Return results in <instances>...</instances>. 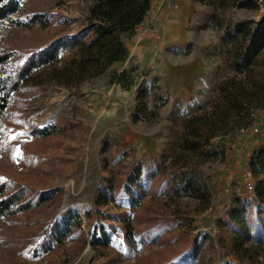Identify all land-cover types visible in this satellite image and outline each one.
<instances>
[{
    "label": "rangeland",
    "instance_id": "374dc122",
    "mask_svg": "<svg viewBox=\"0 0 264 264\" xmlns=\"http://www.w3.org/2000/svg\"><path fill=\"white\" fill-rule=\"evenodd\" d=\"M167 1L177 9L175 0H151L148 17L131 37L124 38L127 58L93 81L77 89L48 81L35 89L23 84L10 96L0 118V178L33 188L60 189L34 208L0 218V264H166L191 245L199 232L215 241L221 232L228 237L230 231L224 233L227 227L222 223L227 224L236 198L255 200L236 192L249 194L245 185L248 167L254 182L264 173V139L262 144L246 148L241 138L244 134L251 140L264 138V107L251 120L259 127L257 133L231 128L227 135L211 140L215 145L223 140L219 145L223 157L198 168L209 187L207 206L201 207L186 196L169 197L171 169L162 171L169 162L179 119L209 108L219 79L233 73L221 42L222 32L235 22L254 21L255 7L228 4L221 8L199 0H181L188 41L168 44L159 26L163 28L162 10ZM22 6L9 15L10 19H0V47L13 50L4 63L6 68L21 54L74 32L88 0H22ZM177 13L170 14L176 17ZM16 18L19 21H13ZM145 42L154 46L153 64L161 65L162 71L135 57L136 47ZM201 57L203 73L192 66L183 68L185 61ZM129 65L135 66L136 81L130 89L110 81L112 69ZM263 66L264 52L257 57L255 68L264 70ZM40 70L35 68L32 74ZM145 79L160 84L169 100L160 108L157 120L133 122L136 88ZM257 150L260 153L252 160ZM135 167L141 175L140 185H132L131 193L119 195ZM106 192L109 197L104 203L101 193ZM66 212L79 214L82 229L56 242L49 252L34 256L31 249L43 228ZM172 218H178L180 225L159 231L155 234L160 235L151 239L149 228L162 223L157 230L163 229ZM125 223L132 227L130 240ZM100 224L110 236L106 247L90 244L91 234ZM216 245L209 260L195 264H218L230 256L225 243Z\"/></svg>",
    "mask_w": 264,
    "mask_h": 264
},
{
    "label": "trees",
    "instance_id": "16d2710c",
    "mask_svg": "<svg viewBox=\"0 0 264 264\" xmlns=\"http://www.w3.org/2000/svg\"><path fill=\"white\" fill-rule=\"evenodd\" d=\"M199 2L221 8L228 4L254 5L252 0ZM21 7L22 0H0V19H10L9 15L20 11ZM150 9L151 0H88V6L74 32L62 34L47 45L21 54L9 68L4 63L13 55V50L7 46L0 47V118L6 112L12 93L23 84L35 89L48 81L64 88L77 89L107 72L115 62L124 61L128 56L124 38L135 33L148 17ZM13 21L19 20L16 18ZM221 37L233 73L219 79L216 96L209 108L188 113L179 119L168 165L165 169L162 166L163 172L168 167L171 169L172 190L169 197L186 196L197 200L201 207L207 206L210 199L208 183L198 168L204 162L223 157L220 144L215 145L211 140L227 135L231 128L236 130L248 126L258 110L264 107V70L255 68L257 57L264 52V15L258 21L235 22L222 32ZM35 68L41 70L33 75ZM134 70L133 65L112 69L110 81L130 89L136 83ZM160 89L161 85L151 79L139 83L131 113L133 122L158 119L160 108L169 100ZM259 153L260 150H257L252 160ZM140 179L141 175L135 167L127 177L125 190H119V195L131 193V186H139ZM108 188L110 191L112 186ZM59 189L33 188L0 178V218H10L34 208L56 195ZM254 193V201L236 198V206L228 213L227 224L222 223L223 227H227L224 233L227 229L230 231L228 237L221 232L215 241L208 234L199 232L191 245L166 264L207 261L213 256L216 243H225L230 255L218 264H264V175L256 180ZM101 196L103 200L100 201L106 203L109 192L101 193ZM117 205L121 204L118 202ZM81 223L82 219L76 212H66L52 220L33 244L32 254L38 256L49 252L56 242L61 243L74 231H80ZM158 225L162 223L149 228L151 239L159 231L178 227L180 220L172 218L164 224L165 228L157 230ZM125 226H128L126 233L130 240L133 235L131 224L125 223ZM99 227L91 234L90 244L106 247L110 236L105 232L104 224Z\"/></svg>",
    "mask_w": 264,
    "mask_h": 264
},
{
    "label": "crops",
    "instance_id": "0c3cea01",
    "mask_svg": "<svg viewBox=\"0 0 264 264\" xmlns=\"http://www.w3.org/2000/svg\"><path fill=\"white\" fill-rule=\"evenodd\" d=\"M177 2V11H179L178 16H171V11H176L174 10L171 6V1H167L165 2V6L162 10V20L164 19V25L163 28L161 27V24L159 22V26L161 28V30L163 31L164 34V38L167 40L168 44H172L174 42H178V43H185L188 41V33L187 31L184 33V20L182 19V17H185V11L184 9V3L181 2V0H175ZM183 3V5H182ZM182 6V8H181ZM179 7L181 8V10L179 9ZM164 17V18H163ZM220 34V32H219ZM187 35V36H186ZM182 44V45H183ZM138 52L137 54H135V57L137 58V60H139V62L143 63L146 66H151V68H154L157 71H162L161 70V65L158 66L154 65L153 63H155L154 57L152 56L153 52H154V46L153 45H149L147 42H145L144 44L136 47ZM147 53V54H146ZM156 53V52H155ZM117 63V62H115ZM114 63V64H115ZM189 66H192L194 68V70H197L199 73H203L205 70V65L203 62V59L201 57V59H196V60H191V61H185L183 64V68H189ZM254 139V138H253ZM251 140L250 138L247 139V134H244L241 138V141L243 142V144H245V147L247 148V146L249 144L255 143L257 145H260L263 143V137H260L258 139V137H255L256 140ZM223 140L221 141H217L218 143H222ZM256 141V142H255ZM219 143V144H220ZM228 160V159H226ZM264 175V173H262L261 177Z\"/></svg>",
    "mask_w": 264,
    "mask_h": 264
},
{
    "label": "built area",
    "instance_id": "2783aa9c",
    "mask_svg": "<svg viewBox=\"0 0 264 264\" xmlns=\"http://www.w3.org/2000/svg\"><path fill=\"white\" fill-rule=\"evenodd\" d=\"M252 2L254 3V7H255V10L257 13L256 17L254 18V21H258L264 15V0H252ZM262 110H264V109H262ZM236 131H240L243 133L251 131L252 133H257L259 131V127L255 123H251L248 126L240 127L238 129H236ZM246 175H247V181L245 184L246 188H247L246 192H249V194L244 195L241 192H236V195H238V196L241 195L242 197H245L247 199H249V198L255 199V193H254L255 182L251 178L252 177V171L249 167L247 168Z\"/></svg>",
    "mask_w": 264,
    "mask_h": 264
}]
</instances>
